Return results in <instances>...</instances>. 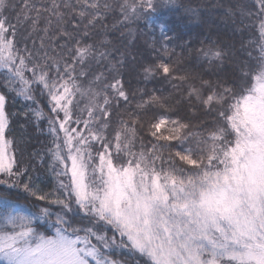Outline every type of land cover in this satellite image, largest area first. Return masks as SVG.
Returning a JSON list of instances; mask_svg holds the SVG:
<instances>
[{
  "label": "snow or ice",
  "instance_id": "obj_1",
  "mask_svg": "<svg viewBox=\"0 0 264 264\" xmlns=\"http://www.w3.org/2000/svg\"><path fill=\"white\" fill-rule=\"evenodd\" d=\"M255 4L264 41V0ZM156 8L154 0H120L122 20L113 28ZM115 10L107 0H0L7 89L0 92V264H264V43L256 63H245L232 83H189L176 75L167 45L157 63L143 68L145 80L161 75L177 92L186 85L181 100L193 115L197 105L215 113L208 129L206 121L169 115L171 94L142 95L128 110L118 68L123 61L110 65L117 73L111 80L103 72L88 78L91 62L111 52L100 50L104 40L87 41L98 27L106 29V14ZM8 12L16 13V23ZM25 24L27 34L19 37ZM199 52L220 67L227 57L219 46ZM8 93L30 102L23 115L37 125L47 121L52 191L24 179L28 169L17 165L6 135L16 115L8 111ZM121 104L125 110L113 128V110ZM148 108L163 111L145 127L141 113ZM11 189L46 206L23 205ZM40 221L52 234L39 230ZM120 252L125 258H114Z\"/></svg>",
  "mask_w": 264,
  "mask_h": 264
},
{
  "label": "trees",
  "instance_id": "obj_2",
  "mask_svg": "<svg viewBox=\"0 0 264 264\" xmlns=\"http://www.w3.org/2000/svg\"><path fill=\"white\" fill-rule=\"evenodd\" d=\"M16 2L18 3L19 0ZM101 2L103 3L104 0ZM107 2L111 3L116 10L106 14L107 19L104 22L106 29L98 27L87 42L99 45L101 40L106 41L100 50L110 51L111 55L100 63L91 62L90 68L87 69L88 78L103 72L108 80H111L112 76L117 73L109 71L110 65L123 61L122 66L118 65V68L119 76L130 94L131 104L128 110L135 108L142 95L146 99L153 92L165 97L171 94L168 104L172 111L169 115L173 118L179 117L191 121L194 124L206 121L205 126L211 129L214 126L215 113L206 114L197 105L196 113L193 115L188 103L181 100V96L187 94L186 85L177 92L161 75L145 80L143 68L157 63L162 56V47L167 45L171 50V62L176 66V75L187 76L189 83L199 86L202 79L216 82L222 78L228 83L238 81L239 69L245 63L254 65L260 56L262 41L258 31L259 21L255 15L258 11L255 0H173L172 4L166 3L165 0H154L157 5L156 11L145 12L139 20L117 24L116 28H113V25L118 20H122L118 11L120 0H107ZM230 10L234 15L229 14ZM241 11L245 15L241 16ZM248 12H252L253 15L248 16ZM6 15L13 23H16L15 12H8ZM28 29L29 26L25 24L19 30V37L26 35ZM36 44L39 45L38 39ZM216 46L227 52L222 67L217 64L210 65L199 52L202 48ZM21 47H23V41H21ZM28 47L32 48L31 40L28 41ZM176 83L179 82L176 81ZM0 92H7V89L3 87V76L1 75ZM8 97V111L16 115L10 117V126L6 135L13 141L12 148L17 165L21 169H28L24 179L31 176L34 184L39 185L45 191H52L56 186V178L49 171L50 156L47 149L51 146L52 137L48 132L47 121L41 120L37 125L31 114L23 115L27 112L30 102L15 97L13 93H8ZM38 99L45 113H48L45 101L39 96ZM177 100L181 102L176 103ZM124 110V104H121L119 109L113 110V128L119 119L117 113H123ZM161 111L163 110L148 108L146 112H142L141 118L145 121V127L149 118ZM144 139L147 143L149 137L144 135ZM3 191L5 189L0 186V192ZM9 195H18L21 201L30 206L35 204L41 207L46 206L43 202L35 201L22 190L11 189ZM52 219L54 220L55 217L53 216ZM39 230L44 231L45 225H41ZM125 255L120 252L114 258L124 259Z\"/></svg>",
  "mask_w": 264,
  "mask_h": 264
}]
</instances>
